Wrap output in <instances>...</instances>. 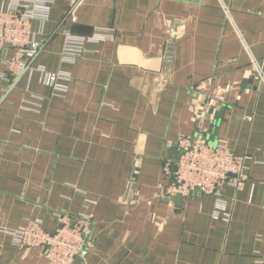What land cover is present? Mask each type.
Wrapping results in <instances>:
<instances>
[{"label":"crops","instance_id":"1","mask_svg":"<svg viewBox=\"0 0 264 264\" xmlns=\"http://www.w3.org/2000/svg\"><path fill=\"white\" fill-rule=\"evenodd\" d=\"M31 33L32 69L0 79L2 261L49 264L10 232L86 213L95 246L74 264H261L264 0H54ZM69 37L85 39L73 61ZM40 67L66 75L63 89ZM199 132L243 157L247 179L170 196L164 163Z\"/></svg>","mask_w":264,"mask_h":264},{"label":"built area","instance_id":"2","mask_svg":"<svg viewBox=\"0 0 264 264\" xmlns=\"http://www.w3.org/2000/svg\"><path fill=\"white\" fill-rule=\"evenodd\" d=\"M54 0H10L7 9L0 6V79L13 85L32 69L33 60L43 49V45L32 38L31 25L35 19L46 20L50 5ZM85 39H67L64 59L73 61L83 51ZM10 51H15L10 54ZM258 73L264 76L258 65ZM47 84L63 89L57 84L66 78L63 73L48 72L40 67ZM0 89V101L3 97ZM226 91L215 97L223 100ZM177 147L181 153L174 165L170 160L164 163V171L173 177L166 192L170 196H185L199 190L204 193L216 192L223 182L243 186L247 176L244 174L243 157L234 154L227 145L209 142L206 135L178 139ZM57 228L50 232L42 228L40 221H29L19 230L11 231L15 243L20 247H39L43 249L49 264H74L77 259L88 256L94 249L91 238L93 218L86 213L70 216L56 215ZM261 264H264L262 259ZM0 264H7L2 261Z\"/></svg>","mask_w":264,"mask_h":264},{"label":"water","instance_id":"3","mask_svg":"<svg viewBox=\"0 0 264 264\" xmlns=\"http://www.w3.org/2000/svg\"><path fill=\"white\" fill-rule=\"evenodd\" d=\"M71 34L77 36H90L93 34V28L88 25H83L80 23H73L71 28ZM181 153L178 154V158L180 157ZM180 195H177V198L180 199Z\"/></svg>","mask_w":264,"mask_h":264}]
</instances>
